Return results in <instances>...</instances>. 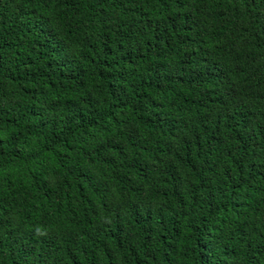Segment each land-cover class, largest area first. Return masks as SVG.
Returning <instances> with one entry per match:
<instances>
[{
  "label": "trees",
  "instance_id": "16d2710c",
  "mask_svg": "<svg viewBox=\"0 0 264 264\" xmlns=\"http://www.w3.org/2000/svg\"><path fill=\"white\" fill-rule=\"evenodd\" d=\"M0 264H264V0H0Z\"/></svg>",
  "mask_w": 264,
  "mask_h": 264
}]
</instances>
